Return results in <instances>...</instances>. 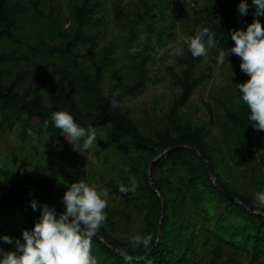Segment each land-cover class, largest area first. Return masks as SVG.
<instances>
[{"label": "trees", "instance_id": "obj_1", "mask_svg": "<svg viewBox=\"0 0 264 264\" xmlns=\"http://www.w3.org/2000/svg\"><path fill=\"white\" fill-rule=\"evenodd\" d=\"M45 0H27L32 10L45 19L51 28L57 45H45V54L61 60V65L48 64L49 74L44 80L31 79L28 94L21 92L22 85L29 73L11 74L5 65H18L22 58L15 52L0 53V130L6 126L19 127L22 140L29 136H50L59 142L62 133L51 123L53 112L67 111L76 123L87 129L109 128L112 143L117 154L126 159L124 182L135 200L144 209L143 227L140 237H151L145 247L142 243L130 246L126 242L111 236L101 226L91 238V255L97 264H195L193 238L188 235L190 228L182 222L187 204L199 210L205 203L206 196L216 198L232 215L237 217V225H227L220 217L211 237L215 241L214 259H221L224 250L243 252L247 264H260L264 259V208L252 197L232 190L221 180L217 171L213 151L208 143L209 130L205 126H193L182 122L179 111L190 101L194 91L207 81L213 71V60L206 65V73L197 74V64L201 57H193L187 49V58L180 60L183 66L181 74L171 71L174 84L179 88V95L173 100L166 116V128L152 137L143 135L126 112L120 108L121 102L140 93L149 81L147 66L160 50L166 49L161 38H154L152 24L147 26V45L141 48L134 28V16L126 14L121 8V0H115L114 10L120 17L121 25L127 30V44L133 63L130 83H124L116 74H112V85L105 93L101 85L111 66V49H108L98 61L91 60L92 71L82 67V61L89 54L76 52L79 46L94 44L97 36H90L84 30L92 25V13L95 11L91 0H68L74 11L71 27L64 30L52 14L44 15L39 7ZM51 1V0H50ZM151 18L146 0H136ZM173 1V0H172ZM9 0H0V41L9 40L17 43L13 34L15 18L23 8L16 2L14 10L8 9ZM229 0H220V6L213 10H202L192 19L189 29L191 36L197 35V29L205 27L215 33L216 44L212 46L216 53L219 49L231 48L232 30L245 29L253 17L240 16L238 11L229 9ZM251 4V0H248ZM137 18L138 15H135ZM153 19V18H152ZM264 27V17L260 18ZM200 30V31H201ZM136 51L133 52L132 50ZM227 64H240V58L231 55ZM220 65V64H218ZM11 77V81L6 78ZM56 80L59 88L67 90L72 99L65 109L48 106L42 96L45 81ZM239 105L234 110H225V118L237 133L235 144L239 162L247 171L252 183L264 192V158L260 154L264 142V132L254 130L248 119L249 110L239 95ZM115 101V106H113ZM208 109V108H207ZM210 119L212 113L208 109ZM47 124V127L45 125ZM183 169L187 177L172 181L168 176L172 170ZM67 187L49 180L38 181L33 188L27 183H0V235L12 240H22V232L31 230L41 216V206L54 208L57 215L63 212L60 198ZM38 202L36 211L30 207V201ZM5 252L16 250L15 243H0Z\"/></svg>", "mask_w": 264, "mask_h": 264}, {"label": "rangeland", "instance_id": "obj_2", "mask_svg": "<svg viewBox=\"0 0 264 264\" xmlns=\"http://www.w3.org/2000/svg\"><path fill=\"white\" fill-rule=\"evenodd\" d=\"M23 11L15 18L13 34L17 43L0 41V53L15 52L22 58L18 65H5L10 73H29L21 87V92L28 94L31 79L44 80L49 72L48 64L61 65L59 57L45 54L46 44L57 45L49 23L39 17L27 0H9L8 9L13 12L16 2ZM81 4L82 0H77ZM150 8L149 18L136 0H121V8L126 14L134 16V28L141 48L147 45V26L152 24L154 38H161L166 49L160 50L148 64L149 81L145 88L131 99L121 102L120 108L128 114L138 130L145 136L152 137L166 128V116L174 99L179 95V88L174 84L171 71L181 74L183 66L180 60L187 58L190 39L189 29L192 19L202 10L213 11L220 6V0H146ZM95 11L92 13V25L84 30L90 36H97L94 44L79 46L76 52L89 57L84 59L82 67L92 71L91 60L99 58L111 49V66L105 73L102 89L109 92L112 74L116 73L124 83H130L133 74L127 30L122 27L120 17L114 10L115 0H91ZM229 9L237 11L240 0H229ZM42 14L52 13L64 30H68L74 19V11L68 0H45L39 7ZM135 15H138L137 18ZM153 18V19H152ZM200 31L201 29H197ZM229 49V47L224 50ZM219 53L212 46L206 56L197 64V74L206 73V65L217 61ZM248 76L240 71L239 65L213 64L210 78L193 93L188 104L179 111L182 122L193 126H205L209 130L208 143L213 151L217 171L221 180L232 190L256 200L259 189L252 183L249 174L239 162L235 139L237 133L227 122L225 110H234L239 105L236 84L244 83ZM11 81V77L6 78ZM42 96L44 103L59 109H65L72 99L71 94L57 86L56 80L45 81ZM212 113L210 114L208 109ZM97 144L91 149L78 152L62 136L57 143L53 137L29 136L22 140L19 127L6 126L0 130V183H27L31 189L41 180H49L65 187L83 180L98 191L108 190L106 219L101 223L113 237L130 246L140 236L143 227L144 209L140 202L130 194L121 193L124 182L126 159L117 154L112 143L109 128L96 130ZM264 158V142L260 150ZM28 170H31L30 172ZM172 181L187 177L183 169L172 170ZM128 188V187H127ZM257 201V200H256ZM222 217L227 225H237L238 219L217 202L216 198L206 196L205 203L199 210L187 204L182 222L189 226L193 240L195 264H247L246 254L224 250L221 259H214L215 241L211 237L216 230V221ZM18 236L15 234L12 238ZM264 264V259L260 261Z\"/></svg>", "mask_w": 264, "mask_h": 264}, {"label": "clouds", "instance_id": "obj_3", "mask_svg": "<svg viewBox=\"0 0 264 264\" xmlns=\"http://www.w3.org/2000/svg\"><path fill=\"white\" fill-rule=\"evenodd\" d=\"M253 8L252 23L243 30H232L230 39L234 46L227 50L220 48L217 62L227 64L226 58L231 55L240 58V71L248 76V80L236 84V88L249 110L251 126L264 132V27L260 22L264 17V0H251V4L248 0H240L237 11L244 17ZM215 44V33L205 27L190 39L189 50L193 57H203L207 55L208 47ZM115 103L113 101V106ZM51 123L78 152L87 151L97 144L95 128L81 127L67 111L53 112ZM130 190H134V184L133 189L119 188L121 193ZM108 194L107 189L98 191L83 180L70 184L60 198L63 212L57 215L54 208L41 206L39 221L31 230L22 232L23 243L0 235V243H15L16 247L13 252L0 248V264H97L91 255V238L106 219L104 210ZM256 200L259 207L264 208V192L256 193ZM30 207L36 211L38 202L32 199ZM150 240L151 237L136 236L133 243L147 247Z\"/></svg>", "mask_w": 264, "mask_h": 264}, {"label": "water", "instance_id": "obj_4", "mask_svg": "<svg viewBox=\"0 0 264 264\" xmlns=\"http://www.w3.org/2000/svg\"><path fill=\"white\" fill-rule=\"evenodd\" d=\"M8 199L17 200V197L7 196V197L0 199V202H3V201L8 200Z\"/></svg>", "mask_w": 264, "mask_h": 264}]
</instances>
